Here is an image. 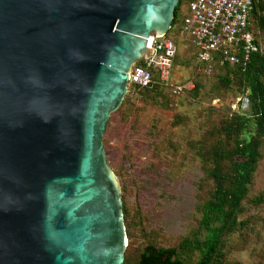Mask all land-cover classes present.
I'll return each instance as SVG.
<instances>
[{
  "label": "water",
  "instance_id": "obj_1",
  "mask_svg": "<svg viewBox=\"0 0 264 264\" xmlns=\"http://www.w3.org/2000/svg\"><path fill=\"white\" fill-rule=\"evenodd\" d=\"M178 0H0V264H122L101 136Z\"/></svg>",
  "mask_w": 264,
  "mask_h": 264
},
{
  "label": "rangeland",
  "instance_id": "obj_2",
  "mask_svg": "<svg viewBox=\"0 0 264 264\" xmlns=\"http://www.w3.org/2000/svg\"><path fill=\"white\" fill-rule=\"evenodd\" d=\"M260 34L264 57V32ZM166 38L176 46L171 78L183 85V93H144L127 85L101 136L105 161L126 212L122 264H136L146 245L176 248L183 239L201 241L200 207L214 192L207 175L210 148L224 140L223 128L235 114L249 112V101L244 112L237 110L238 98L246 94L239 83L221 82L220 69L202 76L183 37L171 30ZM260 81L264 85V69ZM257 136L260 156L236 225L222 235L220 255L212 264H264V125ZM181 256L193 264L198 253L189 250Z\"/></svg>",
  "mask_w": 264,
  "mask_h": 264
},
{
  "label": "trees",
  "instance_id": "obj_3",
  "mask_svg": "<svg viewBox=\"0 0 264 264\" xmlns=\"http://www.w3.org/2000/svg\"><path fill=\"white\" fill-rule=\"evenodd\" d=\"M184 1L178 0L174 7L170 29L166 34L173 30L178 35V29L185 23L188 17L187 3L191 0ZM262 10H264L263 3L259 1L253 3L251 26L255 36L264 32V16L260 14ZM172 68L173 63L170 73ZM216 69H220L221 75L218 79L221 82L229 84L234 79L246 90L249 112L235 114L223 128L224 140L216 141L210 148L211 167L207 175L214 186V192L210 193L209 199L200 207L199 224L204 235L200 242L183 239L176 248L146 245L138 254L136 264H187L186 257L181 254L189 250L198 253L193 264H212L215 257L220 255L218 246L222 235L232 232L236 225L240 202L247 192V185L260 156V141L257 134L262 133L264 125V85L260 81L264 69V57L262 51L255 53L244 66L231 65L215 59L209 75H212ZM133 88L144 93H153L156 90L168 91L155 84L143 88L133 86ZM168 93L172 95L169 91ZM125 213L122 210V215ZM237 225L240 226L241 223Z\"/></svg>",
  "mask_w": 264,
  "mask_h": 264
},
{
  "label": "built area",
  "instance_id": "obj_4",
  "mask_svg": "<svg viewBox=\"0 0 264 264\" xmlns=\"http://www.w3.org/2000/svg\"><path fill=\"white\" fill-rule=\"evenodd\" d=\"M264 0H191L187 3L188 17L178 29V35L188 44L198 73L209 75L215 59L231 65L244 66L250 57L261 52V42L251 26L253 3ZM264 16V10L261 11ZM147 57L141 56L128 71L127 85L143 88L151 84L166 88L172 95L183 92V85L171 78L176 46L164 36L150 33L145 38ZM153 76L155 79L153 80ZM237 110L244 112L248 100L238 98Z\"/></svg>",
  "mask_w": 264,
  "mask_h": 264
}]
</instances>
